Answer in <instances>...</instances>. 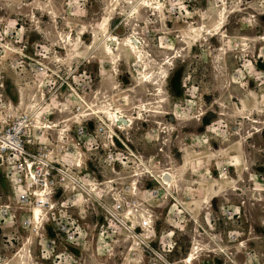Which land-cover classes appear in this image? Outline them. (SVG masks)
<instances>
[{
    "label": "rangeland",
    "instance_id": "1",
    "mask_svg": "<svg viewBox=\"0 0 264 264\" xmlns=\"http://www.w3.org/2000/svg\"><path fill=\"white\" fill-rule=\"evenodd\" d=\"M101 23L141 59L106 55ZM84 103L140 120L112 144ZM38 106L60 139H36ZM17 126L31 174L69 180L35 227L26 161L0 152V264H264V0H0V136Z\"/></svg>",
    "mask_w": 264,
    "mask_h": 264
},
{
    "label": "bare ground",
    "instance_id": "2",
    "mask_svg": "<svg viewBox=\"0 0 264 264\" xmlns=\"http://www.w3.org/2000/svg\"><path fill=\"white\" fill-rule=\"evenodd\" d=\"M135 9H136V7L134 5L133 11ZM152 9L158 10L159 7H157V6L152 7ZM103 24L104 23L100 24V30H101V35L103 37V40L106 41V43L104 44V47H103V51L105 52L106 55L114 56V58L116 59L119 56H122V55L126 56L128 54V55H132L135 59H137V61L141 59L142 45L140 44L141 42L139 41L138 38H136L138 41L134 40L132 37H127L124 40L119 41L117 37H115L111 34H108V33H104L105 31L103 29H101ZM104 26H106V24H104ZM190 30H191V32H195L197 30V28H192ZM207 32H209V31H207ZM207 34H209V33H207ZM104 52H103V54H104ZM160 69H161V67H160ZM146 76L149 77V75L144 74L143 78H146ZM144 81H146V79ZM151 84L155 85L157 83L152 82ZM18 93H19L18 100H21V98H20L21 92L19 91ZM83 105H84L85 110L84 109L78 110V112H79L78 118H82L84 116H94L96 118L98 117V119L106 125L108 131L110 132L112 144H113V137L118 136L117 131H124V130L130 129V126L133 125V123L135 121L140 120V117H138V116H140L139 113H137V115L126 114L125 111L122 110L119 105L115 106V108H107L105 106H95L94 104H87V103H84ZM99 107L102 109H98ZM39 108H40V106H38V108L30 111V113H28V115H27L28 118H31L30 124H31V127L34 129V132H35L34 136L36 137V139L38 141H40L41 143L46 142L47 141L46 136H48V134H52V133H53V136L55 138L60 139L59 136L61 134V131L62 132H64V131L61 129L60 131H58L59 133L56 134V130H55V128H57L56 122L52 121L49 123L48 122L44 123L42 121V115L43 114L41 111H39L40 110ZM152 113L157 114L158 111H153ZM38 114H40L39 119L36 118ZM50 123H55V124H50ZM41 132L43 133L42 135H40ZM0 152H1V150H0ZM77 154L78 153H76L77 157H75L74 154L66 155V162L67 163L74 162V165L78 166L77 160L79 158V155H77ZM80 154H81V152H80ZM141 161H143V160L140 159L138 161V163H139L137 166L138 169L135 171L133 176L137 174V177H139V175L141 173H145V174H148L149 176L153 177L154 178L153 180L156 183L158 182L159 184H161L162 186H164L166 188H172V186H173L172 183L175 180L173 173L164 171L159 176H157V175L154 176L152 171L144 164V162H141ZM26 166L31 168V163L26 161ZM29 172H30V170H29ZM133 185H134V183H133ZM133 185H132V187H133ZM133 190H135V185L133 187ZM84 192L88 196L89 193L86 191H84ZM81 197H83V196H81ZM43 204H44L43 206H36L35 205L30 209V221L33 225H36L35 227H37L39 222L44 221V219L47 215L46 209H47V211H52L54 209V206H55L53 204V202H48L47 199L45 201H43ZM130 213H131V211L124 212L122 220H120V224L123 228H125L130 233V235H132V238L134 239V241L137 242V241H140L141 238L139 237L138 234H136V229H139L141 232H145L144 227L145 228H147V227L144 225L145 224L144 222L142 223V225L137 224V225H133V226L132 225L126 226L124 223V220H128L130 218ZM146 222H147V220H146ZM135 244L136 243L134 242V244L132 246H134ZM28 254H29V252H28ZM192 258H193V254L190 255L189 260L191 261ZM184 262H185V260H184ZM177 263H179V262H177Z\"/></svg>",
    "mask_w": 264,
    "mask_h": 264
},
{
    "label": "built area",
    "instance_id": "3",
    "mask_svg": "<svg viewBox=\"0 0 264 264\" xmlns=\"http://www.w3.org/2000/svg\"><path fill=\"white\" fill-rule=\"evenodd\" d=\"M20 130L19 126H17V129L15 127H7L0 136V150L12 152L20 158L24 164L30 156L26 151L25 141ZM19 167H22V164H19ZM25 169H27L29 173V182L26 184V191L22 192L20 195V201L25 205L33 201L36 206H43V201L50 195L51 188L56 183V176L58 177V183L61 184L69 180L67 174L49 165H44L42 168H35L33 174H31L32 165L31 168L25 165ZM72 238V234L67 236V240H71Z\"/></svg>",
    "mask_w": 264,
    "mask_h": 264
},
{
    "label": "water",
    "instance_id": "4",
    "mask_svg": "<svg viewBox=\"0 0 264 264\" xmlns=\"http://www.w3.org/2000/svg\"><path fill=\"white\" fill-rule=\"evenodd\" d=\"M124 122V121H123Z\"/></svg>",
    "mask_w": 264,
    "mask_h": 264
}]
</instances>
